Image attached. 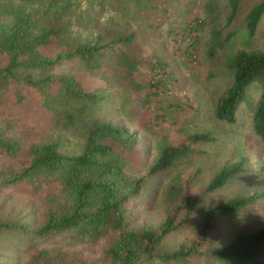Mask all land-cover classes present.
I'll return each instance as SVG.
<instances>
[{"label":"rangeland","instance_id":"374dc122","mask_svg":"<svg viewBox=\"0 0 264 264\" xmlns=\"http://www.w3.org/2000/svg\"><path fill=\"white\" fill-rule=\"evenodd\" d=\"M111 1L115 6H132V0ZM260 1L242 0L238 15L229 25L227 0H143L142 11H136L138 19L134 9L125 19L114 12L116 24L111 30L135 33L136 37L111 52L103 50V57L107 61V56L119 55L116 49L132 55L136 68L131 82L124 75L111 82L112 68L106 65L88 74L75 59H62L53 67H17L16 80L0 95V137L13 145L11 153L0 148V174L18 172L28 165L34 144L55 142L65 153L74 154L93 123L120 125L134 135L135 144H117L109 157L122 164L128 180L143 178L139 194L127 203L126 228L155 229L177 212L179 228L158 250L159 254L184 255L155 264H223L211 258V253L235 233L254 231L264 223L262 200L237 214L216 216L205 240L200 239L210 209L239 196L264 192V142L252 128L257 91L247 94L234 123L215 117L219 99L232 84L228 58L236 51L264 46V17L252 39L247 38L244 20L248 10ZM86 4V0L81 1L83 8ZM31 8L41 13L43 5L33 0ZM105 15L108 13H104L103 22ZM197 18L202 25L194 26ZM190 30L199 34L198 44L170 52L175 34ZM176 46L181 44L176 41ZM65 51L53 42L45 48L25 50L21 57L48 60ZM192 52L197 54V64L191 62ZM7 63L6 57L0 56V69ZM159 67L164 80L158 83L155 70ZM117 75L112 73L113 78ZM62 77L75 78L83 91L96 98L70 100L63 92ZM28 80L40 84L32 86ZM127 89L130 91L125 94ZM194 134H205L209 139L191 142ZM165 145L186 148L187 153L168 171L149 175ZM233 164H241L244 172L220 188L202 193L223 167ZM187 194L194 205L188 217ZM65 196L53 176H35L34 181L10 187L0 185V221L19 219L28 228L40 227L48 214L70 209ZM113 241V235H107L90 244L78 243L73 233L62 231L27 242L0 233V264H44L54 255L59 257L57 264H103L101 250Z\"/></svg>","mask_w":264,"mask_h":264},{"label":"trees","instance_id":"16d2710c","mask_svg":"<svg viewBox=\"0 0 264 264\" xmlns=\"http://www.w3.org/2000/svg\"><path fill=\"white\" fill-rule=\"evenodd\" d=\"M32 1L0 0V56L8 60L7 66L0 69V95L3 89L16 80L14 72L17 67H53L62 59H75L88 74L99 72L103 65L109 66L112 68L108 77L111 82L119 81L121 75L126 76L129 82L133 81L136 68L133 56L116 49L119 55L117 53L107 56V62L104 60L103 50L111 52L115 46L129 44L136 37L135 33L126 34L114 28L111 30L116 24L113 13L125 19L129 11L134 9L133 15L138 19L136 11H142L140 9L143 7V0H132L131 7L115 6L116 3L111 0H86L84 8L81 6L82 0H37L43 5L41 13L33 12ZM241 1L227 0V25L238 15ZM105 12L108 15H105L103 22ZM263 17L264 0H261L245 15L248 39L255 36ZM126 24H129L128 21L124 22L123 28ZM202 24L201 21V24L197 25ZM188 33L194 32L190 30ZM177 34L169 47L170 52L181 48L189 50L191 46L198 44L197 33H194L189 43L184 40L186 34L179 40L176 39ZM176 41L181 46L177 47ZM53 42L56 46H63L66 51L48 60L39 56L31 59L21 57L25 50L45 48ZM194 54L197 55L192 52L191 62L197 64V60L194 63L192 59ZM227 64L232 73V84L219 99L215 117L229 124L234 123L240 104L246 101L249 92L256 90L258 98L253 107L252 128L264 142V46L257 50L236 51L228 58ZM159 70L162 71V67L155 70L158 73L155 75L158 83L161 78L164 80V75ZM114 71L119 76L113 78ZM46 80L49 81L48 78ZM61 80L63 92L70 100L96 98L95 95L83 91L75 78L62 77ZM27 84L36 86L40 81L28 80ZM128 91L130 90L127 89L125 94ZM165 92L167 94V90ZM190 139L191 142H206L209 138L205 134H194ZM126 143L135 144L134 135L127 132L126 128L97 121L87 130L84 142L74 154L65 153L61 145L55 142L32 145L28 165L18 172L0 174V185L10 187L25 180L34 181L35 176H53L66 192L65 198L70 209L48 214L40 227L32 229L26 227L24 221L20 223L19 219L13 223L0 221V233H10L29 242L34 238L65 231L73 233L76 242L84 244L113 235L114 241L101 250L103 264H155L158 261L164 263L177 259L182 252L159 254L158 250L162 241L179 228L176 223L177 212L170 214L155 229L126 228L127 203L139 194L143 184V178L128 180L123 173L122 164L109 157L115 152L117 144ZM0 148L11 153L13 145L0 137ZM186 153V148L165 145L160 149L148 172L149 175L168 171L174 162ZM243 172L241 164L223 167L202 193H210L220 188ZM186 196L185 208L188 217L194 210V205L192 198L188 194ZM262 200L264 192H257L236 197L210 209L206 214V223L200 239L205 240L210 222L216 216L237 214L256 206L257 202ZM210 257L223 264H264V223L254 231L235 233L225 245L216 248ZM58 258L57 255L48 257L44 264H57Z\"/></svg>","mask_w":264,"mask_h":264},{"label":"built area","instance_id":"2783aa9c","mask_svg":"<svg viewBox=\"0 0 264 264\" xmlns=\"http://www.w3.org/2000/svg\"><path fill=\"white\" fill-rule=\"evenodd\" d=\"M197 24H201V20H198L196 23H195V25L194 26H196ZM183 34H177L176 35V39L177 40H179V39H182V36ZM194 36V33L193 34H186V36H185V41H186V43H189L190 42V40L192 39V37ZM197 58V55H192V59L194 60L193 62L195 63V61L197 60L196 59Z\"/></svg>","mask_w":264,"mask_h":264}]
</instances>
